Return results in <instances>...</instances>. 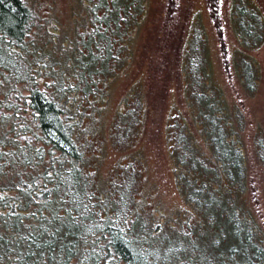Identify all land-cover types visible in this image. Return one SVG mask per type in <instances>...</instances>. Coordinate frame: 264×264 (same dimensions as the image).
Listing matches in <instances>:
<instances>
[{"label": "rangeland", "instance_id": "374dc122", "mask_svg": "<svg viewBox=\"0 0 264 264\" xmlns=\"http://www.w3.org/2000/svg\"><path fill=\"white\" fill-rule=\"evenodd\" d=\"M22 1L37 22L16 65L34 69L51 94L64 95L52 90L58 81L71 87L95 205L103 210L104 196L111 207L126 196V210L185 232L157 242L161 250L178 243L191 256L195 246L212 251L218 224L187 196L216 193L242 223L257 219L264 236V0ZM16 78L9 81L24 79ZM208 101L216 113L222 108L219 117ZM211 121L226 144L238 131L245 165L241 177L233 172L236 184L210 169ZM232 244L225 238L218 253Z\"/></svg>", "mask_w": 264, "mask_h": 264}, {"label": "trees", "instance_id": "16d2710c", "mask_svg": "<svg viewBox=\"0 0 264 264\" xmlns=\"http://www.w3.org/2000/svg\"><path fill=\"white\" fill-rule=\"evenodd\" d=\"M36 22L22 0H0V264H264L257 219L242 223L236 211L225 208L228 198L216 193L205 192L198 200L186 195L200 213L203 206L209 209V223L218 224V234L207 244L212 251L203 253L195 246L191 256L178 243L171 251L161 250L157 242L173 243L185 232L170 233L157 219L126 210V196L120 195L113 207L104 196L103 210L95 205L85 190L91 176L75 135L79 120L67 97L71 87L58 81L52 90L64 95L51 94L34 69L16 65V53L31 43L27 35ZM11 77L25 80L9 81ZM215 103L208 101L206 108L219 117L222 108L216 113L211 107ZM212 121L208 124L214 126L216 139L210 142L215 161L210 169L220 168L227 182L235 183L233 172L240 176L245 165L238 131H232L236 143L226 144ZM229 236L238 244L218 253Z\"/></svg>", "mask_w": 264, "mask_h": 264}]
</instances>
